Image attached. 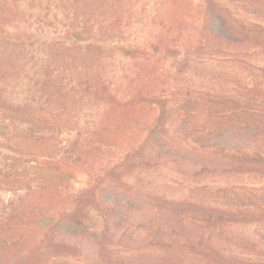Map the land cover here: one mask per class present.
Segmentation results:
<instances>
[{
    "label": "rangeland",
    "instance_id": "374dc122",
    "mask_svg": "<svg viewBox=\"0 0 264 264\" xmlns=\"http://www.w3.org/2000/svg\"><path fill=\"white\" fill-rule=\"evenodd\" d=\"M261 152L264 0H0V199H81L30 264H264Z\"/></svg>",
    "mask_w": 264,
    "mask_h": 264
},
{
    "label": "trees",
    "instance_id": "16d2710c",
    "mask_svg": "<svg viewBox=\"0 0 264 264\" xmlns=\"http://www.w3.org/2000/svg\"><path fill=\"white\" fill-rule=\"evenodd\" d=\"M242 31L247 35L252 34L251 31L245 29ZM261 154L263 170L260 171L264 174V153L261 152ZM53 163L56 167L51 165V161L39 165L34 177L23 170L21 173L9 175L7 179L8 183L21 186L24 193H13L7 200L0 199V240L4 243L6 264L16 262L30 264L35 254L52 255L55 251L51 248L57 250V246L67 244L66 239L53 236L50 229L54 220L60 221L73 217L80 208L81 199L79 196L74 198L66 196L65 169L59 163L55 161ZM57 191H60L61 195H57ZM256 209L258 208L249 207L244 210L245 215L251 216V212L256 214ZM210 220L211 223L213 221L222 223L223 221L221 216L215 213L211 214ZM202 236L195 240L184 239V242L198 247L201 251L200 255L208 258L212 264L225 262L245 264L239 260L228 261L229 256L226 253L212 247L209 242L202 239ZM45 242H49L54 247L49 246L44 249L41 243ZM35 245L42 249L34 250Z\"/></svg>",
    "mask_w": 264,
    "mask_h": 264
}]
</instances>
